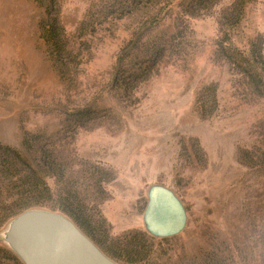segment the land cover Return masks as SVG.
<instances>
[{
    "label": "rangeland",
    "instance_id": "obj_1",
    "mask_svg": "<svg viewBox=\"0 0 264 264\" xmlns=\"http://www.w3.org/2000/svg\"><path fill=\"white\" fill-rule=\"evenodd\" d=\"M27 209L117 264H264V0H0V264Z\"/></svg>",
    "mask_w": 264,
    "mask_h": 264
},
{
    "label": "water",
    "instance_id": "obj_2",
    "mask_svg": "<svg viewBox=\"0 0 264 264\" xmlns=\"http://www.w3.org/2000/svg\"><path fill=\"white\" fill-rule=\"evenodd\" d=\"M143 223L154 237L177 236L187 225L186 210L172 190L152 186ZM4 241L22 264H117L71 220L49 211L21 213L11 222Z\"/></svg>",
    "mask_w": 264,
    "mask_h": 264
},
{
    "label": "trees",
    "instance_id": "obj_3",
    "mask_svg": "<svg viewBox=\"0 0 264 264\" xmlns=\"http://www.w3.org/2000/svg\"><path fill=\"white\" fill-rule=\"evenodd\" d=\"M26 207V206H25ZM28 210V209H27ZM25 210V211H27ZM12 256H13V260L17 263V264H22L21 261L11 252Z\"/></svg>",
    "mask_w": 264,
    "mask_h": 264
}]
</instances>
